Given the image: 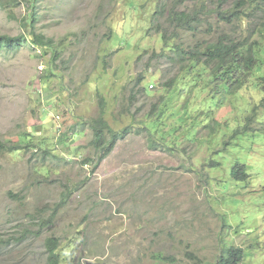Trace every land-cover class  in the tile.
Segmentation results:
<instances>
[{"label":"rangeland","instance_id":"1","mask_svg":"<svg viewBox=\"0 0 264 264\" xmlns=\"http://www.w3.org/2000/svg\"><path fill=\"white\" fill-rule=\"evenodd\" d=\"M0 1L20 3L0 7V36L33 31L60 51L57 60L28 45L0 54V141L23 147L0 157V236L37 231L32 215L58 208L38 237L0 250V264H46L49 237L60 240L61 264H215L223 245L243 248L244 264H264L262 105L259 124L234 136L263 97L255 87L264 77L261 21L245 14L225 25L214 17L208 32L180 30L170 39L171 47L220 34L256 43L258 66L245 87L215 95L208 73L197 76L201 67L181 72L166 58L171 47L151 23L159 0ZM238 1L224 0L225 9ZM197 2L189 0L187 9ZM184 104H198L196 118H209L202 124L210 128L179 122ZM152 105L167 110L151 138L143 123ZM100 108L119 135L97 164L90 123ZM235 164L244 165V182L231 178Z\"/></svg>","mask_w":264,"mask_h":264},{"label":"trees","instance_id":"2","mask_svg":"<svg viewBox=\"0 0 264 264\" xmlns=\"http://www.w3.org/2000/svg\"><path fill=\"white\" fill-rule=\"evenodd\" d=\"M168 1L169 0H159L151 18L152 28L155 30V33L160 35L164 45L168 48L171 47L170 39L178 38L180 30H183L184 33H200L202 32V28L206 26L207 29L205 32H208L212 28L211 20L214 17L225 25H234L236 22L241 21L245 14L252 15L253 19L261 21L259 29H257V34L264 36V0H240L234 5L233 9H225L224 0H198L196 5L191 9H187V2L189 0H171V3ZM0 2V7L2 8H15L20 5L19 2ZM210 3L214 4L215 7L213 9L210 7ZM160 18H164V23L159 22ZM209 35L211 34L209 33ZM255 44L256 43L250 45L246 42L233 40L228 34H220L213 42H207L205 44L196 42V44L191 47H186L185 43L182 42L181 44L171 47V55L166 58H170L181 72L188 71L194 66L201 67V73L197 74V76H200V74L204 72L208 73L206 77L208 84H217L213 87L214 90L216 89L215 95L222 91L233 94L245 87L246 82L250 79L248 78L249 74L251 75L253 69L258 66L257 47H255ZM26 45L38 49V57L44 56L47 50L52 52L51 58L53 60H57L60 57V51L54 47L56 45L50 39L45 38L41 34H36L33 31H29L26 35H20L18 37L0 36V54L2 51L7 50L11 52L18 50V48H23ZM174 87V82H170L168 88L172 90L171 93H176L177 90L174 89ZM255 87L262 93L263 97L260 104L253 107L250 114L245 117L243 128L234 131V136L252 130V128H250L251 125L259 124L258 115L260 107L264 110V77L261 78L259 82L255 83ZM168 103L169 102L166 101L165 104ZM198 106V104H195L191 109H188L186 104H184L181 109V116L179 115L176 119L181 123L187 119H191L190 126L192 128L198 124L210 128L209 126L211 125L202 124L203 119L210 121L209 118L202 117L199 121L196 118V114L199 111H195L198 109ZM166 110L167 108L165 106L163 108H157V105H152L146 112V121L143 123V128L146 130L149 137H154V129L161 123L163 116L166 114ZM99 111L98 117L93 119L90 123L91 146L100 154L97 164L112 152L119 135L114 133L104 120L103 108H100ZM191 111H194V116L190 115ZM173 113L177 115L180 114V112ZM212 120L213 119H211V122ZM214 128L215 127H212L211 129L213 130ZM257 130L261 132L264 131V129ZM125 133H127V129L122 132V135H125ZM191 135L193 136V132L190 128L186 136L190 138ZM209 136L212 139L214 133H209ZM159 139L162 140L161 144H166L164 134H159ZM29 146L30 145H28V147ZM149 146L153 148L156 147L154 141H151ZM22 148L23 147L20 145L15 146L0 141V157L7 154H17ZM47 150L48 149H41L42 156L40 158H47L49 154ZM230 176L236 182H244L249 175H247L244 165L235 164L230 169ZM34 182L41 184V179H36ZM7 195L15 201L20 202L21 200L19 196L11 192H8ZM57 210L58 208H54L51 215L48 217L41 215L43 210H37L38 214L32 215V218L37 220V231L29 232L28 229H22L21 231H16L15 234H10L7 238L1 235L0 250L12 244H19L30 235L32 237H38L44 230L51 226L54 214ZM59 248L60 240L58 237H49L45 239L44 250L46 254V264H61V258L58 253ZM244 256L245 253L243 248L234 245H223L215 264H244Z\"/></svg>","mask_w":264,"mask_h":264}]
</instances>
